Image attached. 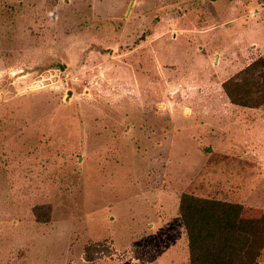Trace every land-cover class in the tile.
<instances>
[{"label": "rangeland", "instance_id": "374dc122", "mask_svg": "<svg viewBox=\"0 0 264 264\" xmlns=\"http://www.w3.org/2000/svg\"><path fill=\"white\" fill-rule=\"evenodd\" d=\"M207 1L0 0V264H189L184 192L241 203L264 264V104L223 88L264 3L219 0L258 44L172 31Z\"/></svg>", "mask_w": 264, "mask_h": 264}, {"label": "trees", "instance_id": "16d2710c", "mask_svg": "<svg viewBox=\"0 0 264 264\" xmlns=\"http://www.w3.org/2000/svg\"><path fill=\"white\" fill-rule=\"evenodd\" d=\"M223 88L232 103L264 104V58L225 80ZM179 213L188 239L189 264H260L255 259L260 242H251L254 221L243 216L241 203L184 192ZM86 258L91 259L89 254Z\"/></svg>", "mask_w": 264, "mask_h": 264}, {"label": "crops", "instance_id": "0c3cea01", "mask_svg": "<svg viewBox=\"0 0 264 264\" xmlns=\"http://www.w3.org/2000/svg\"><path fill=\"white\" fill-rule=\"evenodd\" d=\"M223 1V0H220ZM219 0H208L207 4L205 6H208L209 9V13L207 14V16L209 17V21L211 22L209 27L204 30H202L203 27H193L192 24H195V16L193 14H186L185 17L189 20V23H187L188 25L185 26H181L178 27V25H173L172 31H175L176 33H188L189 36H195V34L193 33H200L204 32L205 35H207L206 37H211L210 33L216 31V30H220L222 29L227 36L229 37L228 40L226 41H232L231 44L235 46V44H237L238 46H242V47H246L248 44H253V43H257L258 44V39H257V35L256 32L260 31L259 26L257 27V25H259L258 22H256V20H252L249 21L248 24L243 25L241 23V16H239L237 14L236 11H234V7H235V1H230V2H220ZM201 6V4H199ZM236 8V7H235ZM183 17H179L175 15L174 20H178L181 19ZM245 22V21H244ZM247 22V21H246ZM240 26V30H238L236 28V26ZM195 28V30H194ZM253 31L255 32L254 36H252V39H248L246 37L245 39V35L246 33H248V31ZM262 32V31H261ZM192 33V34H191ZM241 36H238V35ZM198 35V34H197ZM237 35V36H236ZM239 38V39H236ZM216 40H209V39H205L204 43H206V45L209 48H215L214 44H215ZM213 44V45H211ZM193 75V74H192ZM192 75L188 76L187 78L189 80H192L193 77Z\"/></svg>", "mask_w": 264, "mask_h": 264}, {"label": "built area", "instance_id": "2783aa9c", "mask_svg": "<svg viewBox=\"0 0 264 264\" xmlns=\"http://www.w3.org/2000/svg\"><path fill=\"white\" fill-rule=\"evenodd\" d=\"M252 15H254V16H255V15H256V12H253V13H252Z\"/></svg>", "mask_w": 264, "mask_h": 264}]
</instances>
